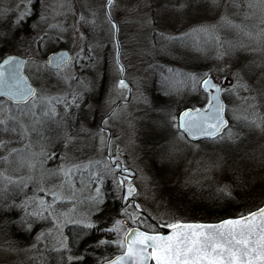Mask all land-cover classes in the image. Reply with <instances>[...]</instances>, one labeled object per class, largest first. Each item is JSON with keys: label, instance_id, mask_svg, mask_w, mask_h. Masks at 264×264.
<instances>
[{"label": "snow or ice", "instance_id": "obj_1", "mask_svg": "<svg viewBox=\"0 0 264 264\" xmlns=\"http://www.w3.org/2000/svg\"><path fill=\"white\" fill-rule=\"evenodd\" d=\"M33 17L29 31L24 24ZM68 40L71 49L47 51ZM109 48L118 95L110 94L92 130L81 118L96 107L86 97L98 86ZM210 51L222 67H190ZM133 57L159 76L161 91L199 97L191 106L153 109L174 141L198 149L193 142L200 139L223 150L204 169L221 170L220 178L195 181L198 191L183 204L161 201L155 215L138 201L135 170L111 131L132 98ZM53 78L64 87H53ZM136 91L138 103H153ZM231 97L241 103L229 104ZM77 123L98 137L96 154L86 159L67 152ZM252 129L264 131V0H100L88 15L76 0H0V220L28 232L51 225L23 249L6 240V251L28 252L35 264H88L89 255L95 264H264V200L241 207L250 198L244 186L251 170L223 163ZM192 207L218 215L194 218Z\"/></svg>", "mask_w": 264, "mask_h": 264}, {"label": "rangeland", "instance_id": "obj_2", "mask_svg": "<svg viewBox=\"0 0 264 264\" xmlns=\"http://www.w3.org/2000/svg\"><path fill=\"white\" fill-rule=\"evenodd\" d=\"M18 2L19 0H4V3L9 5ZM44 2L55 5L57 0H44ZM76 2L80 5L85 15H88V8L96 5L100 0H76ZM224 2H227V0H222V3ZM37 7L39 6L37 5ZM35 19L36 17H33L26 24L28 23L31 26ZM68 22L71 23V14H69ZM41 26L43 27V25ZM99 36L104 37L106 33L102 31L99 33ZM91 39L92 36L89 34V40ZM60 47L71 49V40L61 41L59 44L52 43L47 51L50 52ZM110 55L111 49L109 48V57L106 61L101 62L98 70L102 73V76L97 78L98 86L94 93L86 97L88 103L96 106L91 111L85 108V115L81 118V122L85 123L88 129L95 130L100 125L101 116L107 110L108 105L106 101H108L110 94L113 99L118 95L116 91L112 90L116 74L112 71ZM213 56L214 53L210 51L208 59L197 58L189 61V65L190 67L194 66L200 69L206 66L222 67V64H216ZM248 58L254 59L251 55ZM136 61V57L131 59L134 67L129 68L127 73L129 79L132 81V98L129 100L124 114L119 116V118H112L111 131L117 138L115 143L124 147V155L129 167L135 170V182L141 192V195L137 197L138 201L146 207H149L153 215H155V212L159 210L157 205L161 201L171 200L173 203L179 201L183 204L192 193L198 191V184L194 183L195 181H201L207 176H213L217 179L220 178L222 175L221 170L216 169L209 173L205 172L204 169L210 162L218 161L221 155H223V150L206 141L193 142L200 144L198 149L192 144L183 141H174L175 133L166 123H163L165 117L160 113H153V103L151 105H145L142 102L138 103L136 89H142L152 101H154L153 96L155 100H160L161 96H167L170 98V101H167L166 108L170 106L182 107L186 101H190L189 105L191 106L198 102L199 97H195L194 94L178 95L175 92L169 91L167 88L161 91L162 85L159 76L152 75V70L148 68L147 63L140 64ZM229 62L231 61L229 60ZM258 63L259 59H257ZM85 74L92 77L93 72L85 70ZM33 76L34 78L38 77L35 70H33ZM137 77H143V79L137 80ZM230 82H232L231 79L226 83ZM51 85L53 87H64L62 83L57 84L55 78L52 79ZM156 92H159V94ZM125 94L127 95V93ZM241 94L246 95V93ZM228 103L240 104L241 102L238 98L231 97ZM121 107L125 106L121 105ZM228 115L231 117V112H228ZM232 123L235 124L236 121L233 120ZM240 130L248 131L245 128ZM73 135L77 136L78 139L67 149V152L71 156L86 159L96 154L98 137L93 139V133L91 131L80 130L79 124L73 130ZM133 139L135 141L134 143L132 142ZM169 141H174V144L166 143ZM56 150L65 151L63 147ZM223 163L225 169L243 165L244 169L251 170L246 172L248 182L244 186L245 188L251 189L249 193L250 198L241 207H249L264 200V192L261 191L264 188V131L252 129L249 133L248 140L240 145L239 151L229 153ZM186 180L191 181L187 187H185ZM83 195L87 196L88 192L85 191ZM115 203L117 205L120 203L118 198L115 201H110L112 207ZM196 209V207H192L188 215L194 218L204 215L202 212H196ZM128 226L130 227L132 225L129 224ZM43 227H51V225L40 224L35 231L25 236L24 242H18L13 246L23 249L27 245L32 244L35 240L36 232ZM25 231L23 229L22 232L26 234ZM6 240L9 239L1 231L0 227V245H4ZM29 256L30 253L28 252H8L3 247H0V264H19V262H22V264H35V261L30 259Z\"/></svg>", "mask_w": 264, "mask_h": 264}, {"label": "trees", "instance_id": "obj_3", "mask_svg": "<svg viewBox=\"0 0 264 264\" xmlns=\"http://www.w3.org/2000/svg\"><path fill=\"white\" fill-rule=\"evenodd\" d=\"M26 22L24 24V27L30 31L31 27H30V25L28 23L26 24ZM157 94H159V92ZM153 100L154 101H153L152 111H153V113L157 114V112H155L153 109L166 108L167 104H168L167 101H170V98H168L167 96H165V97L161 96L160 100H155V97L153 96ZM78 125H79V123L76 124V127H78ZM201 141H203V140H201ZM115 207H117V203H115L113 205V208H115ZM198 211L201 212L199 209L196 210V212H198ZM204 215H208L209 217H213L214 218L216 215H218V213L206 212V213H204ZM13 219H15V217H13ZM0 227H1V231L5 234L6 237H8V239L10 241L24 242V239L26 238L25 236H28V234L30 233V232H27V231H25L26 234L23 233L22 232L23 228H21L19 225H8L7 227H5V225L3 223V220H1ZM88 243H92V241H88ZM93 251H96V250L95 249H89L90 253L93 252ZM87 260H88V264H95V259L91 255H89Z\"/></svg>", "mask_w": 264, "mask_h": 264}, {"label": "water", "instance_id": "obj_4", "mask_svg": "<svg viewBox=\"0 0 264 264\" xmlns=\"http://www.w3.org/2000/svg\"><path fill=\"white\" fill-rule=\"evenodd\" d=\"M61 48H66V47H61ZM61 48H58L56 50H53V51H59ZM68 49V48H67ZM52 52V51H51ZM50 53V52H49ZM47 58V57H46ZM199 140V139H198ZM196 141V140H195ZM131 227V226H130Z\"/></svg>", "mask_w": 264, "mask_h": 264}, {"label": "flooded vegetation", "instance_id": "obj_5", "mask_svg": "<svg viewBox=\"0 0 264 264\" xmlns=\"http://www.w3.org/2000/svg\"><path fill=\"white\" fill-rule=\"evenodd\" d=\"M114 147V146H113ZM120 202V201H119ZM199 208H197L196 210H198Z\"/></svg>", "mask_w": 264, "mask_h": 264}]
</instances>
